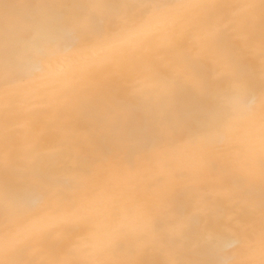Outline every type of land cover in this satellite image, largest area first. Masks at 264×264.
<instances>
[{"label": "bare ground", "instance_id": "6f19581e", "mask_svg": "<svg viewBox=\"0 0 264 264\" xmlns=\"http://www.w3.org/2000/svg\"><path fill=\"white\" fill-rule=\"evenodd\" d=\"M0 264H264V0H0Z\"/></svg>", "mask_w": 264, "mask_h": 264}, {"label": "snow or ice", "instance_id": "6c2138e0", "mask_svg": "<svg viewBox=\"0 0 264 264\" xmlns=\"http://www.w3.org/2000/svg\"><path fill=\"white\" fill-rule=\"evenodd\" d=\"M78 38H83V36L81 35V36H79Z\"/></svg>", "mask_w": 264, "mask_h": 264}]
</instances>
